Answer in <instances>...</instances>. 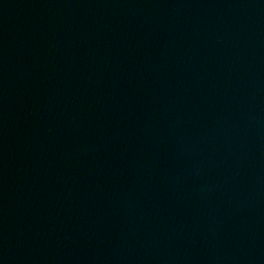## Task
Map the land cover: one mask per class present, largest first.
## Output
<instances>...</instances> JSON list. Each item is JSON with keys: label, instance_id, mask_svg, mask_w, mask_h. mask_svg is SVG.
Here are the masks:
<instances>
[{"label": "water", "instance_id": "95a60500", "mask_svg": "<svg viewBox=\"0 0 264 264\" xmlns=\"http://www.w3.org/2000/svg\"><path fill=\"white\" fill-rule=\"evenodd\" d=\"M0 264H264V0H100Z\"/></svg>", "mask_w": 264, "mask_h": 264}]
</instances>
